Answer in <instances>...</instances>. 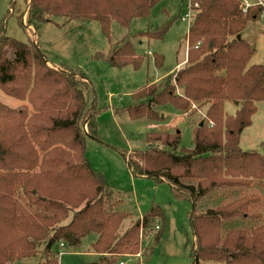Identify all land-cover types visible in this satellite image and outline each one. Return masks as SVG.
I'll return each instance as SVG.
<instances>
[{
	"label": "trees",
	"instance_id": "1",
	"mask_svg": "<svg viewBox=\"0 0 264 264\" xmlns=\"http://www.w3.org/2000/svg\"><path fill=\"white\" fill-rule=\"evenodd\" d=\"M159 1L28 0L27 25L39 29L56 18L65 19L63 25L95 21L110 38L114 23L128 29L134 19L149 17ZM197 1L185 65L160 85L141 88L129 108L132 118L157 122L155 105L182 113L206 107L207 119L194 131L193 148L177 151L179 132L151 131L145 151L122 155L138 176L166 181L176 197L192 203L196 264H264V156L240 148L256 103L264 100V65L249 66L254 51L242 36L248 22L261 19L262 9L252 6L244 13L240 0ZM19 22L26 26L21 11ZM166 30L143 35L159 39ZM97 56L115 68H138L144 59L128 39L107 56ZM46 59L32 41L1 35L0 88L32 111L0 101V264L39 253L40 264H59L61 243L79 247L92 233L97 236L92 250L99 256L94 264L119 263L141 252L140 229L153 227L163 211L152 206L135 220L119 194L91 168L87 139L100 138L96 109H87L89 84L83 74L55 70ZM155 61L162 66L163 57ZM227 101L240 103L235 115L226 114ZM155 134L162 147L154 144ZM216 189L225 191L221 202L199 211V200ZM127 219L135 221L120 232Z\"/></svg>",
	"mask_w": 264,
	"mask_h": 264
},
{
	"label": "rangeland",
	"instance_id": "2",
	"mask_svg": "<svg viewBox=\"0 0 264 264\" xmlns=\"http://www.w3.org/2000/svg\"><path fill=\"white\" fill-rule=\"evenodd\" d=\"M255 3L256 0H250ZM28 0H0L1 35L23 43L33 42L47 59V65L79 77L83 74L89 88L85 90L87 109H96L99 140L87 139L86 157L91 168L102 174L106 185L119 194L126 210L133 212L136 220L152 207L163 211L153 227L140 229L141 252L125 255L119 259L126 264H196L193 256L194 234L191 226L192 203L185 196L176 197L166 181L138 176L130 169L122 153L145 151L149 143L147 135L157 133L180 134L178 150L192 149L194 131L207 119L206 107H192V112L182 113L172 106H154L157 122L148 118H132L129 108L134 106L135 94L148 84L160 85L172 73L180 70L187 61V34L189 22L182 21L187 0H161L150 11L147 18L134 19L128 29L112 25L111 36L102 33L98 22L71 21L56 18L39 29L27 25ZM255 6V5H254ZM257 7V6H255ZM22 12L25 27L19 22ZM262 14V13H261ZM262 16V15H261ZM167 29L163 38H151L144 33H155ZM148 35V34H147ZM243 39L254 51L249 66L264 65V18L248 22ZM130 40L135 52L143 61L140 67L128 65L112 67L106 59L109 52ZM150 52V53H149ZM156 56L163 57L162 66L156 65ZM180 67V68H179ZM177 94H182L178 89ZM0 101L10 108L32 107L25 101L8 97L0 88ZM257 110L252 124L247 127L240 140L243 151H257L264 156V100L256 103ZM240 103L227 101L225 112L235 115ZM205 123V122H204ZM213 122H209L212 127ZM86 131L87 124L84 125ZM156 134L153 140L156 139ZM162 141L155 140L154 144ZM224 189L209 192L197 203L199 211L216 207L224 197ZM127 219L120 232H124L132 221ZM131 221V222H130ZM144 221H142V224ZM159 228L157 229V226ZM156 226V227H155ZM159 237L158 240H156ZM96 234H89L79 247L66 246L60 249L59 264H94L98 255L92 250ZM43 247H40L42 250ZM43 256L14 261L10 264H40ZM118 264V261L117 263ZM201 264H218L201 262Z\"/></svg>",
	"mask_w": 264,
	"mask_h": 264
},
{
	"label": "built area",
	"instance_id": "3",
	"mask_svg": "<svg viewBox=\"0 0 264 264\" xmlns=\"http://www.w3.org/2000/svg\"><path fill=\"white\" fill-rule=\"evenodd\" d=\"M240 1L242 3V8H243V12L244 13H247L248 10L252 6L255 5L257 7H261V9H262V17L264 18V0H256L255 3H252L250 0H240ZM198 7H199V1H197V0H187L186 9H185V12L183 14L182 21H188L189 22V28H190L191 22H192V20L194 18V15L196 13V9H198ZM158 228H159V226H157V229ZM60 247L64 248L65 247L64 243H61ZM118 264H126V262L120 261Z\"/></svg>",
	"mask_w": 264,
	"mask_h": 264
},
{
	"label": "water",
	"instance_id": "4",
	"mask_svg": "<svg viewBox=\"0 0 264 264\" xmlns=\"http://www.w3.org/2000/svg\"><path fill=\"white\" fill-rule=\"evenodd\" d=\"M238 38H241V36H239ZM212 47V44L210 45ZM239 102H236V105H238ZM203 125V123H201V126Z\"/></svg>",
	"mask_w": 264,
	"mask_h": 264
},
{
	"label": "crops",
	"instance_id": "5",
	"mask_svg": "<svg viewBox=\"0 0 264 264\" xmlns=\"http://www.w3.org/2000/svg\"><path fill=\"white\" fill-rule=\"evenodd\" d=\"M180 68V67H179Z\"/></svg>",
	"mask_w": 264,
	"mask_h": 264
}]
</instances>
